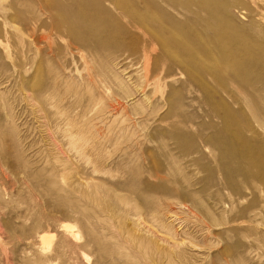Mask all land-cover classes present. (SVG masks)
<instances>
[{"label":"rangeland","instance_id":"rangeland-1","mask_svg":"<svg viewBox=\"0 0 264 264\" xmlns=\"http://www.w3.org/2000/svg\"><path fill=\"white\" fill-rule=\"evenodd\" d=\"M0 264H264V0H0Z\"/></svg>","mask_w":264,"mask_h":264}]
</instances>
